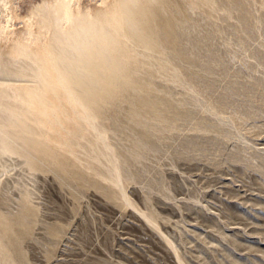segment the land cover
Masks as SVG:
<instances>
[{"label":"rangeland","instance_id":"rangeland-1","mask_svg":"<svg viewBox=\"0 0 264 264\" xmlns=\"http://www.w3.org/2000/svg\"><path fill=\"white\" fill-rule=\"evenodd\" d=\"M41 1L9 0L8 28L18 33ZM103 1L77 0L82 9ZM5 18L0 14L1 25ZM203 22L185 26L188 83L154 79L181 98L185 112L176 129L154 131L149 168L140 166L141 178L123 185L128 203L118 205L94 187L62 184L50 170L32 174L15 155L1 156L0 208L16 212L23 191L37 208L21 264H264V22L259 36L243 43L223 21ZM199 65L211 72L200 74ZM51 225L62 229L59 237Z\"/></svg>","mask_w":264,"mask_h":264},{"label":"bare ground","instance_id":"bare-ground-1","mask_svg":"<svg viewBox=\"0 0 264 264\" xmlns=\"http://www.w3.org/2000/svg\"><path fill=\"white\" fill-rule=\"evenodd\" d=\"M11 7L0 0L8 20L0 24V159L15 155L32 174L56 172L62 184L94 187L118 205L128 203L125 181L149 168L155 132L176 129L184 116L181 98L154 79L188 83L185 26L223 21L243 43L255 40L264 22V0H104L83 9L77 0H42L16 33L8 28ZM200 71L211 72L206 65ZM18 203L16 212L0 208V264L26 259L22 241L37 208L29 191ZM154 214L146 216L152 224ZM48 231L59 237L62 229Z\"/></svg>","mask_w":264,"mask_h":264}]
</instances>
